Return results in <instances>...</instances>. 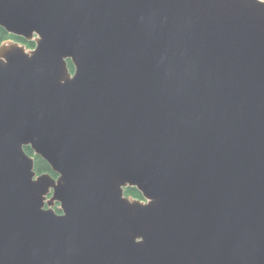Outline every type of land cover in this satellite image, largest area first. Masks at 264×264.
Returning a JSON list of instances; mask_svg holds the SVG:
<instances>
[{
    "label": "water",
    "instance_id": "95a60500",
    "mask_svg": "<svg viewBox=\"0 0 264 264\" xmlns=\"http://www.w3.org/2000/svg\"><path fill=\"white\" fill-rule=\"evenodd\" d=\"M0 27L34 42L0 44V264H264V0H0Z\"/></svg>",
    "mask_w": 264,
    "mask_h": 264
},
{
    "label": "trees",
    "instance_id": "16d2710c",
    "mask_svg": "<svg viewBox=\"0 0 264 264\" xmlns=\"http://www.w3.org/2000/svg\"><path fill=\"white\" fill-rule=\"evenodd\" d=\"M9 39L18 40L19 43L21 42L20 44L24 45L28 49H31L34 46V43L32 41L28 42L21 37H16V36L7 34L6 31L2 27H0V43H2L3 41L9 40ZM68 67H69V70L73 72V67L70 64V62H68ZM24 150L29 156L34 157V169L37 173H49L52 177L56 176V174L51 170L50 166L44 160L34 155L30 147L28 146L24 147ZM124 193L126 196H130V197L137 198V199H142V195L136 188L128 187L124 190Z\"/></svg>",
    "mask_w": 264,
    "mask_h": 264
},
{
    "label": "flooded vegetation",
    "instance_id": "af4514ba",
    "mask_svg": "<svg viewBox=\"0 0 264 264\" xmlns=\"http://www.w3.org/2000/svg\"><path fill=\"white\" fill-rule=\"evenodd\" d=\"M14 40V39H13ZM14 41H16V42H18L19 43V41L18 40H14ZM27 41V40H26ZM29 42V41H28ZM21 43V42H20ZM34 47V46H33ZM32 47V48H33ZM70 62V61H69ZM58 206H57V204L54 206V210L57 212V213H60V210L57 208Z\"/></svg>",
    "mask_w": 264,
    "mask_h": 264
}]
</instances>
